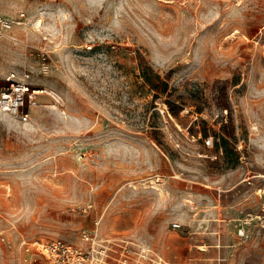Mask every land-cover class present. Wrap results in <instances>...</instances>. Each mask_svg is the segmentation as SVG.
<instances>
[{
	"label": "rangeland",
	"instance_id": "1",
	"mask_svg": "<svg viewBox=\"0 0 264 264\" xmlns=\"http://www.w3.org/2000/svg\"><path fill=\"white\" fill-rule=\"evenodd\" d=\"M0 16V85L44 91L26 121L0 112V264H55L22 241L80 264H264V0Z\"/></svg>",
	"mask_w": 264,
	"mask_h": 264
},
{
	"label": "built area",
	"instance_id": "2",
	"mask_svg": "<svg viewBox=\"0 0 264 264\" xmlns=\"http://www.w3.org/2000/svg\"><path fill=\"white\" fill-rule=\"evenodd\" d=\"M12 28V22L0 16V37H6V33ZM44 60V57H43ZM47 70V67H46ZM33 94L24 81H18L13 74L7 76L4 85H0V112L19 117L26 121L28 114L23 112L27 102H30ZM56 104H60V97L53 98ZM22 246L28 250L32 246L42 252L55 264H75L77 255L73 247L63 242L56 241L49 244L39 242L26 243L22 241ZM80 264V263H78Z\"/></svg>",
	"mask_w": 264,
	"mask_h": 264
},
{
	"label": "bare ground",
	"instance_id": "3",
	"mask_svg": "<svg viewBox=\"0 0 264 264\" xmlns=\"http://www.w3.org/2000/svg\"><path fill=\"white\" fill-rule=\"evenodd\" d=\"M35 24H36V26H39V25H40V21H37ZM35 24H34V25H35ZM43 93H44V91H40V90L35 89L30 104L32 103L33 100H35L34 97H35L36 95H40V94H43ZM53 98H56V97H53ZM35 104H36V103L33 102V105H35Z\"/></svg>",
	"mask_w": 264,
	"mask_h": 264
}]
</instances>
